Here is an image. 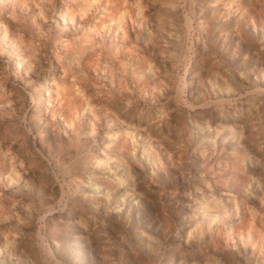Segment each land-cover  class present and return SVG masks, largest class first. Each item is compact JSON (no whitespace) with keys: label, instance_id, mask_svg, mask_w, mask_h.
Masks as SVG:
<instances>
[{"label":"rangeland","instance_id":"374dc122","mask_svg":"<svg viewBox=\"0 0 264 264\" xmlns=\"http://www.w3.org/2000/svg\"><path fill=\"white\" fill-rule=\"evenodd\" d=\"M261 31L264 0H0V264H264Z\"/></svg>","mask_w":264,"mask_h":264},{"label":"bare ground","instance_id":"6f19581e","mask_svg":"<svg viewBox=\"0 0 264 264\" xmlns=\"http://www.w3.org/2000/svg\"><path fill=\"white\" fill-rule=\"evenodd\" d=\"M232 1H233V0H232ZM248 1H249V0H248ZM242 5H243V4H242ZM137 10H138V9H137ZM205 10H206V9H205ZM256 12H257V11H256ZM208 15H209V14H208ZM240 15H241V13H240ZM215 16H216V18H217V17H218V18H221L222 16H223V17H227V16L229 17V16H231V13H230V10H229L228 8L218 7V11L215 13ZM238 16H239V15H238ZM241 16H242V15H241ZM63 18H64V17H63ZM211 20H212L211 18H208L207 21L210 23ZM221 21H223V20H221ZM233 22H235V19H233ZM139 23H140V22H139ZM204 25H205V24H204ZM242 25L244 26L243 23H242ZM253 27H254V26H253ZM251 28H252V27H251ZM206 30H207V29H206ZM217 30H218V29H217ZM217 30H216V31H217ZM235 31H236V30H235ZM262 32H264V31H261V34H263ZM208 34H209V33H208ZM212 34H214V33H212ZM224 34H225V33H224ZM210 35H211V34H210ZM218 35H219V34H218ZM256 35H257V34H256ZM213 36H214V35H213ZM214 37H215V36H214ZM217 37H218V36H217ZM260 37H261V36H260ZM260 37H259V38H260ZM249 38H250V37H249ZM259 38H258V39H259ZM263 38H264V37H263ZM235 41H236V40H235ZM99 44H100V43H99ZM194 51H195V50H194ZM201 52H202V51H201ZM253 53H254V52H253ZM112 61H113V60H112ZM259 62H260V61H259ZM198 63H199V62H198ZM194 65H195V64H194ZM195 67H196V66H194V69H195ZM202 67H203V66H202ZM197 68H198V67H197ZM207 71H208V70H207ZM196 72H197V71H196ZM193 74H194V72H193ZM243 74H244V73H242V75H243ZM262 75H263V74H262ZM217 77H218V75H217ZM247 77H250L249 74H248ZM251 78H252V77H251ZM198 79H199V78H198ZM227 79H228V78H227ZM261 79H262V78H261ZM218 80H219V79H218ZM191 81H192V80H191ZM239 82H240V81H239ZM259 82H260V81H259ZM260 84H261V83H260ZM197 85H198V84H197ZM210 85H211V84H210ZM224 86H225V85H224ZM224 86H223V87H224ZM194 87H195V86H194ZM260 88H261V87H260ZM223 90H224V89H223ZM234 91H235V90H234L233 88L228 87V93H233ZM236 91H237V90H236ZM238 92H239V91H238ZM34 94H35V93H34ZM39 94H40V93H39ZM39 94H38V95H39ZM39 97H40V96H39ZM39 99H40V98H39ZM40 101H41V100H40ZM67 103H68V102H67ZM176 110H177V109H176ZM173 112H174V111H173ZM173 112H172V113H173ZM229 113H230V112H229ZM99 114H100V113H99ZM248 114H249V113H248ZM172 115H173V114H172ZM163 116H164V115H163ZM156 120H157V119H156ZM206 124H207V123H206ZM164 127H165V125H164ZM204 127H205V125H204ZM207 127H208V125H207ZM224 127H225V126H224ZM224 129H225V128H224ZM157 130H158V129H157ZM207 130H208V128H207ZM214 130H215V129H214ZM214 130H213V131H214ZM158 131H159V130H158ZM240 131H241V130H240ZM231 132L233 133V131H231ZM224 133H225V132H224ZM227 133H228V132H227ZM229 133H230V132H229ZM235 133H238V132H235ZM241 134H242V133H241ZM216 135H217V134H216ZM233 135L235 136V134H233ZM138 136H139V135H138ZM238 136H239V134H238ZM235 137H236V136H235ZM240 137H241V136H240ZM240 137H239V138H240ZM242 137H243V136H242ZM212 138H213V137H212ZM239 138L237 137V139L240 141ZM201 140H202V139H201ZM212 142H213V141H212ZM220 142H221V141H220ZM217 143H218V139H215L214 142H213L212 144H213V146H214V144L216 145ZM225 143H226V142H225ZM222 144H223V142H222ZM222 147H224V146H222ZM226 147H227V146H226ZM226 147H225V148H226ZM230 147H231V146H230ZM235 147H238L237 149H240V150L243 149L242 142H240V143H239L237 146H235ZM253 149H254V148H253ZM250 150H251V149H250ZM250 150H249V151H250ZM137 151H138V150H137ZM243 152H244V151H243ZM245 152H246V151H245ZM247 152H248V151H247ZM239 153H240V152H239ZM246 155H247V154H246ZM246 157H247V156H246ZM221 158H222V157H221ZM235 158H236V157H235ZM243 158H244V156H243ZM151 160H152V159H151ZM247 160H248V159H247ZM249 160H250V159H249ZM132 161H133V160H132ZM242 161H243V159H242ZM242 161H241V163H242ZM253 161H254V160H253ZM120 162H121V161H120ZM250 162H251V161H250ZM151 163H152V162H151ZM244 163H245V162H244ZM131 164H132V162H131ZM253 164H254V162H253ZM150 165H151V164H150ZM243 165H244V164H243ZM125 166H126V165H125ZM129 169H130V167H129ZM139 170H140V169H139ZM174 170H175V169H174ZM246 170H247V169H246ZM248 170H249V169H248ZM15 171H16V170H15ZM130 171H131V170H130ZM135 171H136V170H135ZM137 171H138V170H137ZM155 171H156V170H155ZM140 172H141V171H140ZM126 174H127V173H126ZM163 177H165V175H164ZM127 178H129V177H127ZM132 178H133V177H132ZM250 179H251V178H250ZM250 181H251V180H250ZM263 181H264V180H263ZM168 183H169V182H168ZM209 183H210V182H209ZM258 183H259V182H258ZM258 183H256V184H258ZM81 184H82V183H81ZM186 184H187V183H186ZM259 184H260V183H259ZM259 184H258V185H259ZM245 186H246V185H245ZM245 186H244V187H245ZM247 186H248V185H247ZM109 187H110V186H109ZM112 187H113V186H112ZM207 187H208V185H207ZM258 187H259V186H258ZM79 188H80V187H79ZM216 188H217V187H216ZM247 188H248V187H247ZM250 188H251V186H250ZM238 189H239V188H238ZM112 190H113V189H112ZM235 190H236V189H235ZM259 190H260V189H258V191H259ZM237 191H238V190H237ZM28 192H29V191H28ZM206 192H207V191H206ZM206 192H204V193H206ZM226 192H227V191H226ZM242 192L244 193L245 191L243 190ZM193 193H194V192H193ZM230 193H231V191H230ZM245 193H246V192H245ZM245 193H244V194H245ZM247 193H248V191H247ZM134 194H135V193H134ZM139 194H140V193H139ZM209 194H211V193H209ZM221 194H222V193H221ZM241 194H242V193H241ZM241 194H240V195H241ZM196 195H197V194H196ZM200 195H201V194H200ZM229 195H230V194H229ZM202 196H203V195H202ZM212 196H213V195H212ZM214 196H215V195H214ZM249 196H250V195H249ZM141 197H142V196H141ZM143 197H144V196H143ZM198 197H200L199 194H198ZM228 197H229V196H228ZM237 197H238V196H237ZM250 197H251V196H250ZM150 198H151V197H150ZM205 198H206V197H205ZM226 198H227V196H226ZM78 199H79V198H78ZM141 199H142V198H141ZM184 199H186V198H184ZM210 199H211V198H210ZM212 199H213V198H212ZM238 199H239V198H238ZM112 200H113V199H112ZM127 200H128V199H127ZM142 200H143V199H142ZM234 200H235V199H234ZM253 200H254V199H253ZM253 200H252V201H253ZM145 201H146V200H145ZM196 201H197V200H196ZM198 201H200V200H198ZM211 201H212V200H211ZM211 201H208V202L211 203ZM142 202H143V201H142ZM146 202H148V201H146ZM232 202H234V201H232ZM136 203H137V202H136ZM191 203H192V202H191ZM194 203H195V202H194ZM226 203H227V201H226ZM230 203H231V201H230ZM123 204H124V203H123ZM131 204H132V203H131ZM133 204H135V203L133 202ZM133 204H132V205H133ZM147 204H148V203H147ZM147 204H146V205H147ZM215 204H216V203H214V205H215ZM248 204H249V203H248ZM144 205H145V204H144ZM189 205H190V204H189ZM189 205H188V206H189ZM192 205H194V204H192ZM207 205H208V204H207ZM232 205L234 206V203H233ZM237 206H238V205H237ZM245 206H246V205H245ZM249 206H250V204H249ZM127 207H128V206H127ZM208 207H209V206H208ZM216 207H217V205H216ZM216 207H215V208H216ZM235 207H236V206H235ZM239 207H240V206H239ZM255 207H256V205H255ZM152 208H154V207H152ZM188 208H189V207H188ZM203 208H204V207H203ZM205 208H206V207H205ZM212 208H214V206H212ZM212 208H211V209H212ZM237 208H238V207H237ZM249 208H250V207H249ZM120 209H121V208H120ZM128 209H129V208H128ZM131 209H132V208H131ZM231 209H232V208H231ZM233 209H234V208H233ZM245 209H246V207H245ZM11 210H12V209H11ZM122 210H123V209H122ZM124 210H125V209H124ZM150 210H152V209H150ZM206 210H207V208H206ZM206 210H205L206 216L211 217V216H212L211 213H212L213 211L210 212V213H207ZM229 210H230V208H229ZM234 210H235L236 212L238 211V209H234ZM248 210H249V209H248ZM248 210H247V211H248ZM118 211H119V210H118ZM208 211H209V210H208ZM216 211H217V208H216ZM216 211L213 213L212 218H213V217H215V218H219V217L223 218V217H222L223 215H222V216H219V212H216ZM218 211H219V209H218ZM220 211H221V210H220ZM224 211H226V210H224ZM224 211H223V213H224ZM250 211H251V210H250ZM254 211H255V210H254ZM226 212H227V211H226ZM203 213H204V210H203ZM227 213H228V212H227ZM230 213H231V212H230ZM221 214H222V212L220 213V215H221ZM233 214H234V212H233ZM233 214H232V215H233ZM236 214H238V213H236ZM241 214H242V212H241ZM241 214H240V215H241ZM203 215H204V214H203ZM203 215H202V217H204ZM225 215H226V214L224 213V217H226ZM228 215H229V213H228ZM234 215H235V214H234ZM258 215H259V214H258ZM229 216H230V215H229ZM248 216H249V214H248ZM253 216H254V215H253ZM111 217H112V216H111ZM231 217H232V216H231ZM237 217H238V215H237ZM251 217H252V216H251ZM251 217H248V218H251ZM257 217H258V216H257ZM262 217H263V216H262ZM135 218H136V217H135ZM239 218H240V216H239ZM263 219H264V218H263ZM199 220L202 221L203 218H202V219L200 218ZM212 220H213V219H212ZM217 220H219V219H217ZM217 220H216V221H217ZM231 220H232V218H231ZM233 220H234V219H233ZM250 220H251V219H250ZM201 221H200V222H201ZM205 221H206V220H205ZM208 221H209V220H208ZM212 222H213V221H212ZM219 222H221V221H219ZM233 222H234V221H233ZM245 222H246V220H245ZM248 222H249V220H248ZM198 223H199V221H198ZM217 223H218V221H217ZM229 223H230V222H229ZM231 223H232V222H231ZM246 223H247V222H246ZM215 224H216V223H215ZM247 224H248V223H247ZM196 225H197V223H196ZM206 225H207V224H206ZM216 225H218V224H216ZM197 226H199V225H197ZM209 226H210V225H209ZM232 226H233V225H232ZM206 227H207V226H206ZM206 227H205V228H206ZM207 228H208V227H207ZM208 229H209V228H208ZM198 230H199V229H198ZM207 231H208V230H207ZM225 231H226V229H225ZM200 232H201V231H200ZM222 232H223V231H222ZM216 233H217V232H216ZM216 233H215V234H216ZM207 234H208V233H207ZM215 234H214V235H215ZM220 234H221V233H220ZM217 235H218V234H217ZM218 236H219V235H218ZM209 237H210V236H209ZM209 237H208V238H209ZM211 237H212V236H211ZM211 237H210V238H211ZM234 239H235V238H234ZM214 240H215V239H214ZM239 261H240V260H239Z\"/></svg>","mask_w":264,"mask_h":264},{"label":"clouds","instance_id":"9594fccd","mask_svg":"<svg viewBox=\"0 0 264 264\" xmlns=\"http://www.w3.org/2000/svg\"><path fill=\"white\" fill-rule=\"evenodd\" d=\"M73 39L75 40V39H77L76 37H73Z\"/></svg>","mask_w":264,"mask_h":264}]
</instances>
